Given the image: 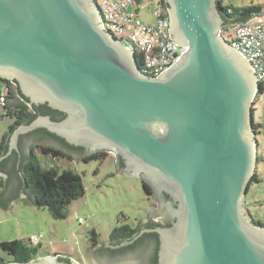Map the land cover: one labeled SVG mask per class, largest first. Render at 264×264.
<instances>
[{"label":"water","instance_id":"1","mask_svg":"<svg viewBox=\"0 0 264 264\" xmlns=\"http://www.w3.org/2000/svg\"><path fill=\"white\" fill-rule=\"evenodd\" d=\"M165 2L171 37L186 50L151 76L105 29L95 0H0V77L17 80L31 103L66 114L17 125L0 160L18 153L20 136L39 128L86 156L111 153L124 161L120 173L153 189L158 221L173 219L116 248L155 232L158 264H264V225L246 206L259 149L252 106L261 83L219 34L226 20L218 0ZM0 175L1 206L27 198L14 177L7 184L9 173ZM3 264L82 263L48 253Z\"/></svg>","mask_w":264,"mask_h":264},{"label":"rangeland","instance_id":"2","mask_svg":"<svg viewBox=\"0 0 264 264\" xmlns=\"http://www.w3.org/2000/svg\"><path fill=\"white\" fill-rule=\"evenodd\" d=\"M230 3L235 7L261 5V18L264 21V0H230ZM154 8V2L144 0L139 12L140 18L153 22ZM229 27L232 32L235 24H230ZM0 90H4L3 85H0ZM255 107V120L262 124L257 136L259 149L255 168L260 182L252 184L247 193L246 206L255 220L264 222V91L258 97ZM13 121L0 107V141ZM41 153L37 151L44 168L57 165L60 169L76 170L82 177L84 195L68 205L64 218H54L47 208L30 204L27 198L18 199L12 207L0 205V242L42 236L41 253L60 254L69 250L68 253L82 260L83 264H98L91 255L92 232L96 231L98 234V242H105L109 240L115 227L126 223L135 225L143 218L148 199L142 181L120 173L112 154L103 160L83 161L64 157L54 159ZM4 189L0 185V195ZM0 257L6 260L10 258L2 250Z\"/></svg>","mask_w":264,"mask_h":264},{"label":"flooded vegetation","instance_id":"3","mask_svg":"<svg viewBox=\"0 0 264 264\" xmlns=\"http://www.w3.org/2000/svg\"><path fill=\"white\" fill-rule=\"evenodd\" d=\"M0 85L4 86V90H0V107L4 113H6V110H17L12 111L10 115L7 114L14 120L10 126L15 125L16 127L19 124H24H17L21 117L18 110H28L32 113H37L38 111L40 113L38 115H50L54 120H61L66 116L65 113L58 111V109L51 107L47 103H31L29 98L24 96L22 93L18 81L11 77H0ZM260 94L258 96L256 95V100L254 99V104L252 106L253 110L256 108L255 103L257 102ZM7 132H10V127ZM260 132L261 128H258L256 133ZM44 146H52L61 151L60 156H52L54 159L64 157L68 160H103L106 158V156L111 154L106 152H98L86 156V150L84 148L70 145L65 140L56 135H49L36 129V131L34 130L20 136L18 153L14 152L10 156L0 160V171L6 173L8 172L10 175L7 184L9 180L14 177L17 181V184H21V189L24 188V192L29 195L28 189L26 188V185L24 186L19 175V172L21 171L20 164L21 161H24L29 157V155L32 153V150L35 153H37L39 150L42 152L41 154H44L42 149ZM5 152L6 151H3L0 157L3 156ZM45 155L51 156L50 154ZM113 157L117 161L118 167L121 170L124 167V161L121 158L117 159L114 155ZM139 180L142 181L143 187L145 184L148 186V189L145 190L147 194L148 205L146 209L144 208V216L135 225L129 224L133 229H136V231L131 235L130 239H125L123 236H116L114 238L110 237L109 240L103 242L100 246H98L99 243L92 245V259H97L100 264H158L159 236L155 232H144L133 243L118 248L115 247L116 245L131 240L142 229H148L159 225L170 226L172 223L173 219L169 214H166L163 217V220L158 221L157 213H159L161 207L154 198L153 189L144 180ZM163 198L165 201H170L173 205L175 204L173 199L170 198L168 194H164ZM253 220H255L254 217ZM255 221L257 222V220Z\"/></svg>","mask_w":264,"mask_h":264},{"label":"built area","instance_id":"4","mask_svg":"<svg viewBox=\"0 0 264 264\" xmlns=\"http://www.w3.org/2000/svg\"><path fill=\"white\" fill-rule=\"evenodd\" d=\"M100 8L103 25L106 30L130 48L141 64L142 71L157 76L164 69L177 62L186 50L185 46L173 41L170 34L169 9L165 0H149L155 3L153 22H147L139 16L142 2L135 0H95ZM228 0H224L226 6ZM230 11V9H228ZM226 25L219 34L230 46L243 55L251 64L257 79L264 82V21L255 16L247 21L235 24L231 32ZM230 39L228 40V37ZM141 51V54H138ZM42 236H32L33 245L40 243Z\"/></svg>","mask_w":264,"mask_h":264},{"label":"trees","instance_id":"5","mask_svg":"<svg viewBox=\"0 0 264 264\" xmlns=\"http://www.w3.org/2000/svg\"><path fill=\"white\" fill-rule=\"evenodd\" d=\"M137 2H142V0H136ZM219 6L222 9V14L225 17V25L236 24L238 22L247 21L254 18L255 16H261V5H249L244 7H235L228 0L226 6L222 2L224 0H218ZM230 9V11H228ZM138 59L140 57L138 56ZM264 91V83H261V88L257 93V96ZM256 96V97H257ZM256 100V99H255ZM12 111L17 110H6L5 115L11 114ZM254 111V110H253ZM21 115L19 123H29L38 114L32 113L28 110H18ZM255 115V114H254ZM15 125L10 126V132H6L0 141V155L3 151H7L8 138L11 131L14 129ZM262 124L254 122L255 131L261 128ZM43 131L49 135H55L44 128L37 129ZM36 131V130H35ZM44 154H50L53 157H58L61 155V151L52 147L44 146L42 147ZM20 170L23 175H20L22 181L26 180V188L28 189V201L30 204L38 208H47L54 218H64L66 215V209L74 200L82 197L85 192L81 175L74 169L65 168L60 169L59 166H51L49 168H44L41 165L40 159L32 150L29 157L21 161ZM260 182L257 172L250 181L248 191L250 190L253 183ZM1 184V182H0ZM144 189L147 190L148 186L145 184ZM257 223L264 225V222L257 220ZM136 231L129 224H123L115 227L112 231L110 237L123 236L127 239ZM98 234L96 231L92 232V245H96ZM0 250L5 251L10 258L8 260L0 257V264L8 261H19L28 262L37 256L43 255L41 253V243L33 245L29 239H14L10 241L0 242Z\"/></svg>","mask_w":264,"mask_h":264},{"label":"crops","instance_id":"6","mask_svg":"<svg viewBox=\"0 0 264 264\" xmlns=\"http://www.w3.org/2000/svg\"><path fill=\"white\" fill-rule=\"evenodd\" d=\"M3 138V137H2ZM0 182H1V188L4 186V178H3V176L2 175H0ZM12 207V206H11ZM6 208H8V207H6ZM43 250V246H42V244H41V251ZM68 252H70L69 250H67V252H62V253H60L61 255H63V256H65V257H70V258H75V259H77V260H79L82 264H83V262H82V260H80V259H78V258H76L74 255H72V253H68ZM42 254L43 255H45V254H48V252H42Z\"/></svg>","mask_w":264,"mask_h":264}]
</instances>
